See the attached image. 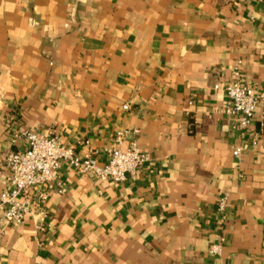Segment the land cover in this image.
I'll list each match as a JSON object with an SVG mask.
<instances>
[{
    "label": "crops",
    "instance_id": "1",
    "mask_svg": "<svg viewBox=\"0 0 264 264\" xmlns=\"http://www.w3.org/2000/svg\"><path fill=\"white\" fill-rule=\"evenodd\" d=\"M239 60L264 94V0H0V191L23 130L102 152L126 129L150 156L121 182L62 162L0 220V264H264V98L240 130Z\"/></svg>",
    "mask_w": 264,
    "mask_h": 264
},
{
    "label": "built area",
    "instance_id": "2",
    "mask_svg": "<svg viewBox=\"0 0 264 264\" xmlns=\"http://www.w3.org/2000/svg\"><path fill=\"white\" fill-rule=\"evenodd\" d=\"M241 64V60L235 64L234 78L227 82L225 90L228 95L227 112L234 116L237 127L244 130L251 125L264 94L243 81ZM128 133L129 130H120L113 145L105 147L102 152L93 147L90 140H86L85 149L79 151L75 144L64 142L57 134L42 135L33 130L15 133L12 142L16 143L19 137L24 138L26 147L15 148L7 155L9 170L6 187L0 191V220L23 223L36 206L49 198L47 189L54 180L53 172L62 162H68L80 172L102 180H126L129 173H136L140 166L150 161V156L142 150L137 139L130 138ZM242 152L240 144L233 149L234 156L239 159ZM228 202V193L219 196L217 210L220 214L226 212ZM3 233L4 228L0 227V236ZM224 239L221 237V241L213 243L211 252L222 253Z\"/></svg>",
    "mask_w": 264,
    "mask_h": 264
}]
</instances>
